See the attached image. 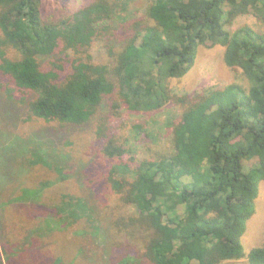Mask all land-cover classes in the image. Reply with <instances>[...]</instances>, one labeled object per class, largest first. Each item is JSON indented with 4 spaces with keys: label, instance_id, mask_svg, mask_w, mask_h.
<instances>
[{
    "label": "trees",
    "instance_id": "trees-1",
    "mask_svg": "<svg viewBox=\"0 0 264 264\" xmlns=\"http://www.w3.org/2000/svg\"><path fill=\"white\" fill-rule=\"evenodd\" d=\"M44 10L0 0V264H264V240L241 242L264 181V0ZM247 13L260 29L233 27ZM214 45L244 81L174 91ZM124 111L149 119L127 130Z\"/></svg>",
    "mask_w": 264,
    "mask_h": 264
},
{
    "label": "rangeland",
    "instance_id": "rangeland-1",
    "mask_svg": "<svg viewBox=\"0 0 264 264\" xmlns=\"http://www.w3.org/2000/svg\"><path fill=\"white\" fill-rule=\"evenodd\" d=\"M88 0H44L45 14H60V13H71L74 12L77 8L87 3ZM144 1V0H142ZM146 1V0H145ZM251 25L255 29H260L261 24L255 18V16L251 13L242 14L238 16L234 22L233 27H238L242 25ZM92 58L97 62H104L107 60V55L105 49L102 47L101 40H95L92 43L90 49ZM223 47L220 45L214 46H201L198 49L197 57L194 65L190 68V70L181 78L173 79L171 81V85L174 91L179 93H191L195 91H200L202 89H206L209 87H221L227 85L234 81L243 82V75L241 74L240 69H233L225 65L223 58ZM150 115H154L151 113ZM157 116L156 119H158ZM149 119L148 114L142 113H129L122 112V120L123 123L126 124L125 129L128 130L130 125L133 122H142L144 120ZM129 123H127V122ZM120 120H116L114 118V124H118ZM26 128V127H25ZM158 130V129H157ZM23 133H27V130H24ZM89 142V141H88ZM87 142V143H88ZM146 138H143L141 144L131 145L130 154H134V156L139 157L138 150L141 152H146ZM148 148V147H147ZM91 149V148H90ZM89 148L85 150H80L78 152L79 155H82L85 158H89L91 156L90 153L87 152ZM137 151V152H135ZM129 154V156H131ZM100 169V168H98ZM97 175L100 177L102 173L100 170H97ZM76 190L75 186L71 184L70 188ZM64 191L67 192L65 188ZM67 237L70 239L71 237L67 234ZM264 240V181L259 183L258 195L255 200V213L247 220V227L245 233L241 238V242L244 247V252L246 256L248 252L259 245ZM2 256V255H1ZM2 258V257H1ZM2 264H5L2 262ZM232 264H248L247 258L244 257L240 260L232 262Z\"/></svg>",
    "mask_w": 264,
    "mask_h": 264
}]
</instances>
